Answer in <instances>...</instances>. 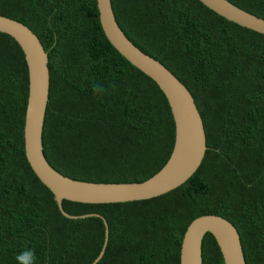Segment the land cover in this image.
<instances>
[{
    "label": "trees",
    "instance_id": "trees-1",
    "mask_svg": "<svg viewBox=\"0 0 264 264\" xmlns=\"http://www.w3.org/2000/svg\"><path fill=\"white\" fill-rule=\"evenodd\" d=\"M264 19V0H228ZM127 38L191 92L207 147L198 171L157 198L116 204L64 201L73 216L100 214L109 243L97 264H180L186 230L198 217L231 222L246 264H264V35L199 0H112ZM0 15L29 27L49 56L50 95L43 131L49 164L73 180L143 183L166 165L175 122L158 85L110 44L97 0H0ZM105 88L93 91L95 84ZM29 70L19 44L0 33V264H92L105 225L71 220L25 153ZM203 264H224L215 238Z\"/></svg>",
    "mask_w": 264,
    "mask_h": 264
},
{
    "label": "water",
    "instance_id": "water-1",
    "mask_svg": "<svg viewBox=\"0 0 264 264\" xmlns=\"http://www.w3.org/2000/svg\"><path fill=\"white\" fill-rule=\"evenodd\" d=\"M219 16L243 28L264 35V19L228 0H199ZM102 30L110 44L135 68L152 79L165 95L175 122V144L170 159L155 176L143 183L104 184L73 180L56 171L44 154L43 131L50 95L49 56L38 36L25 24L0 15V33L12 37L21 47L29 70V96L24 127L27 160L40 181L54 194L63 216L71 220L96 217L105 225V241L97 259L104 257L109 243V225L100 214L73 216L63 202L116 204L149 200L185 184L202 165L207 147L204 121L188 88L162 63L135 46L122 31L112 0H97ZM211 234L224 264H246L241 237L236 227L220 216L195 219L184 235L180 264H203V241Z\"/></svg>",
    "mask_w": 264,
    "mask_h": 264
},
{
    "label": "clouds",
    "instance_id": "clouds-1",
    "mask_svg": "<svg viewBox=\"0 0 264 264\" xmlns=\"http://www.w3.org/2000/svg\"><path fill=\"white\" fill-rule=\"evenodd\" d=\"M93 91L94 93L99 94L103 93L105 91V88L103 87V85L97 83L94 85ZM16 259L18 261V264H35L36 257L32 249H26L24 252L19 254Z\"/></svg>",
    "mask_w": 264,
    "mask_h": 264
}]
</instances>
